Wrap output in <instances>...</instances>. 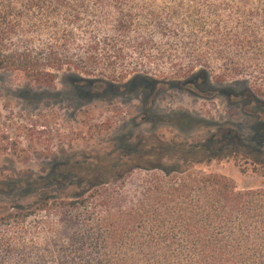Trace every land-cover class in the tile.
<instances>
[{
    "label": "trees",
    "instance_id": "1",
    "mask_svg": "<svg viewBox=\"0 0 264 264\" xmlns=\"http://www.w3.org/2000/svg\"><path fill=\"white\" fill-rule=\"evenodd\" d=\"M131 1L97 0L91 7L85 0H0V71L21 72L35 84L50 86L63 67L102 73L116 68L125 48L145 56L156 46L160 59L179 51L198 64L195 73L204 81L215 70L214 59L224 62V75L264 74V0H178L139 9ZM94 7L114 10L116 36L136 32L129 46L114 38L95 40L80 52L72 49V29L93 31L101 24L88 14ZM220 11L227 12L226 20L212 21ZM156 34L166 48L156 45ZM112 84L106 82L117 91L121 87ZM157 84L139 71L122 86L131 91ZM259 89L245 86L244 100L264 111V101L255 98ZM222 135L220 143L233 145L227 151L249 159L254 171L264 170V148L249 152L232 130ZM147 142L138 137L126 156L94 164V211L78 198L69 202L46 191L31 202L21 198L0 205V264H264V186L238 188L223 175L183 166L222 159L223 150L198 155L200 147L176 140ZM167 151L181 152V162L162 165ZM155 153L160 157L153 161ZM133 168L149 173L134 192L109 186V179H121ZM63 174L52 170L47 179L60 180Z\"/></svg>",
    "mask_w": 264,
    "mask_h": 264
},
{
    "label": "rangeland",
    "instance_id": "2",
    "mask_svg": "<svg viewBox=\"0 0 264 264\" xmlns=\"http://www.w3.org/2000/svg\"><path fill=\"white\" fill-rule=\"evenodd\" d=\"M85 1L93 7L97 0ZM177 1L131 2L139 9L163 8ZM88 14H94V20L101 24H94L93 31L91 27L72 29L71 47L76 52L95 40L114 42L115 38L116 43L129 46L131 38L137 36L135 31L125 38L116 36L111 27L115 13L109 7L90 8ZM227 17V12L220 11L212 21ZM155 41L159 48L168 46L157 34ZM129 48L124 49L125 58L114 70L87 75L63 67L54 72L50 86L35 84L21 72L0 71V205L21 198L31 202L46 191L65 196L69 202L78 198L77 202L91 204L94 211V164L114 160L120 154L126 156L129 144L138 137L154 145L176 140L198 146V155L223 150L227 156L222 159L183 166L223 175L238 188L264 186V170L254 171L249 159L227 151L233 145L220 143L223 131L232 130L249 152L264 148V111L252 109L244 100L247 86L260 88L255 98L264 101V74L224 75V62L214 59L210 65L215 70L204 81L195 73L200 66L179 51L160 59L156 46L145 51L149 54L144 52L145 56ZM191 66L193 72H185ZM260 68L264 70V62ZM139 71L151 74L158 84L154 88L123 89V83ZM109 80L121 86L118 91L106 85ZM150 156L153 161L160 157L156 153ZM181 156V152L167 151L160 162L171 167L181 162L177 160ZM52 170L63 171V177L48 180ZM130 170L121 179H109V186L134 192L149 173L139 168ZM73 176L85 178L79 181Z\"/></svg>",
    "mask_w": 264,
    "mask_h": 264
}]
</instances>
